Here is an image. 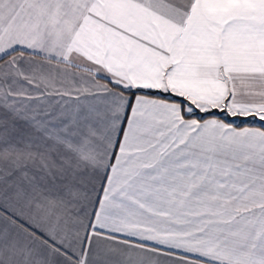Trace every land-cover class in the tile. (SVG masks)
<instances>
[{"label": "snow or ice", "instance_id": "snow-or-ice-1", "mask_svg": "<svg viewBox=\"0 0 264 264\" xmlns=\"http://www.w3.org/2000/svg\"><path fill=\"white\" fill-rule=\"evenodd\" d=\"M0 264H264V0H0Z\"/></svg>", "mask_w": 264, "mask_h": 264}]
</instances>
